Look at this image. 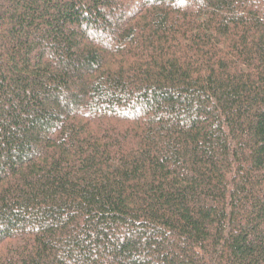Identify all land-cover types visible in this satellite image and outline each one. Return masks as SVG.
Listing matches in <instances>:
<instances>
[{"label": "trees", "instance_id": "trees-1", "mask_svg": "<svg viewBox=\"0 0 264 264\" xmlns=\"http://www.w3.org/2000/svg\"><path fill=\"white\" fill-rule=\"evenodd\" d=\"M0 264H264V0H0Z\"/></svg>", "mask_w": 264, "mask_h": 264}]
</instances>
